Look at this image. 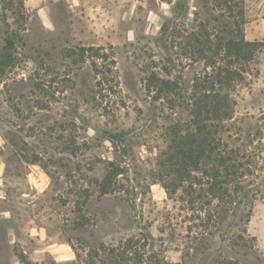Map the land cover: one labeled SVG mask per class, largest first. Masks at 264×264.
I'll use <instances>...</instances> for the list:
<instances>
[{
    "label": "rangeland",
    "instance_id": "obj_1",
    "mask_svg": "<svg viewBox=\"0 0 264 264\" xmlns=\"http://www.w3.org/2000/svg\"><path fill=\"white\" fill-rule=\"evenodd\" d=\"M21 1L18 60L0 76V264H103L99 244L129 237L175 264H264V50L244 65L222 127L253 169L243 183L262 189L246 231L233 230L242 238L206 234L204 211L157 181L164 131L189 116L175 94L147 88L154 73L190 93L205 68L185 47L199 21L217 33L214 16L237 18L264 48V0H242V17L212 0Z\"/></svg>",
    "mask_w": 264,
    "mask_h": 264
},
{
    "label": "trees",
    "instance_id": "obj_2",
    "mask_svg": "<svg viewBox=\"0 0 264 264\" xmlns=\"http://www.w3.org/2000/svg\"><path fill=\"white\" fill-rule=\"evenodd\" d=\"M212 1L228 10L230 17L243 16L242 0ZM14 2H17V9L12 12ZM234 7L239 9L236 14H233ZM21 9V0H0V76L18 60L16 54L22 38L17 29L19 26L15 27L14 23L19 20L18 25L22 28ZM10 13L17 15L14 22L9 21L12 18ZM220 15L214 16L221 26L217 33L209 30V22L205 20L199 21L186 36L185 47L194 57L199 55L205 64L202 73L193 77L190 93L186 94L188 88L177 78L164 79L154 73L148 78L147 88L156 90L159 95L156 99L163 94H175L183 100L189 116L188 121L179 118L171 122L164 131L166 146L159 154L157 181L168 197L181 191L184 196L180 195V200L189 202L195 211H204L206 234L213 235L215 230L222 237L242 238L239 232L235 234L233 230L246 231L244 224L249 221L254 200L262 189L252 183H243L246 176L253 174V169L249 167L246 154L238 147L229 146L223 139L222 127L223 121L232 117L231 93L236 85L247 83L244 65L264 48H259L257 41L244 38L240 20L234 18L231 21ZM165 28L167 23L163 24ZM74 53L85 59L83 47ZM119 170L108 169L101 181H97L100 194L110 190ZM261 184L264 187V179H261ZM185 196H188L187 200ZM197 200L201 202L198 208L193 206ZM98 250L100 255L96 249L92 252L94 256L99 255L103 264H175L160 256L146 254L132 237L117 246L100 243ZM229 264L239 262L229 261Z\"/></svg>",
    "mask_w": 264,
    "mask_h": 264
}]
</instances>
